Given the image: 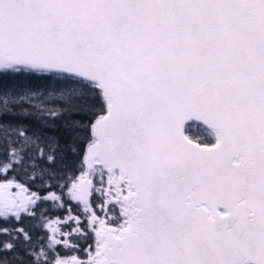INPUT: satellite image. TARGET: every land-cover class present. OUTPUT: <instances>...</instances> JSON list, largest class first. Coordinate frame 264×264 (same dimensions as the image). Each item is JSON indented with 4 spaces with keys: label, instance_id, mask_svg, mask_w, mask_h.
<instances>
[{
    "label": "snow or ice",
    "instance_id": "obj_1",
    "mask_svg": "<svg viewBox=\"0 0 264 264\" xmlns=\"http://www.w3.org/2000/svg\"><path fill=\"white\" fill-rule=\"evenodd\" d=\"M0 147V264H264V0H0Z\"/></svg>",
    "mask_w": 264,
    "mask_h": 264
},
{
    "label": "trees",
    "instance_id": "obj_2",
    "mask_svg": "<svg viewBox=\"0 0 264 264\" xmlns=\"http://www.w3.org/2000/svg\"><path fill=\"white\" fill-rule=\"evenodd\" d=\"M58 135L61 136V145H66L68 143V138H67V134L63 132V130H61L60 132L57 133ZM79 135L81 136L82 142L79 143L78 145V151H79V155H69L67 157V162L69 164V167H76L79 164V161L83 155V149L86 146L87 141L84 140L83 138L88 135V133L86 132H80ZM6 160V153L3 149V147H0V161H4ZM41 164L43 163L42 161L40 162ZM56 168H60V162L57 161V164L55 165ZM77 174H79L77 172ZM9 176V178H11L12 176L16 177V180L19 181L20 183H24L27 187H29L31 189L32 192H38L40 196H46L48 195L50 192H55L57 194H60V188L59 187H49L48 185H58L59 183H62V181L59 180H51L49 181L47 177L44 178V184L42 186V182L40 179H36L34 182L30 179L31 176V170H29V174L25 175V171L20 168L17 167L15 172H10L7 174ZM0 179H3V177H0ZM65 193L67 192V189L63 190ZM49 204L47 201H45L44 203H42L40 205V208L37 209V219L36 220H32L30 218H26L22 221V224L19 226H23L25 227L26 230L32 228L33 225H39L41 224V221L39 220V213L41 211L44 212L45 216H48L50 218H55L57 215L58 216H63L64 215V211L62 210H55V208L52 206V208L50 207V205H46ZM9 225L4 224L2 221H0V227H8ZM15 226V225H13ZM31 235L33 237V241L34 242H38L39 244H46L47 243V236H48V230L46 228L43 227H38V228H32L31 231ZM8 237L6 236H0V240H7ZM45 239H46V243H45Z\"/></svg>",
    "mask_w": 264,
    "mask_h": 264
},
{
    "label": "rangeland",
    "instance_id": "obj_3",
    "mask_svg": "<svg viewBox=\"0 0 264 264\" xmlns=\"http://www.w3.org/2000/svg\"><path fill=\"white\" fill-rule=\"evenodd\" d=\"M57 194V193H56ZM57 195H59V194H57ZM67 197H65V200L67 201ZM49 204H46V205H50V207L52 208V206L54 207V208H58V210H63V211H65L66 212V215H64V216H58V217H60V218H65L69 213L66 211V210H64V209H62V208H60V207H58V205L61 203V201H51V200H48L47 201ZM70 203H72V201L70 202ZM74 210H72V214H74V215H79L80 214V211H81V208L80 207H77V210H75V212H73ZM57 217V216H56ZM55 219V218H54ZM71 230V229H70ZM69 230V231H70ZM62 231L63 232H67L66 231V229L65 228H62ZM50 235H51V233L49 234V236H48V243H49V237H50ZM58 238H61V239H64L65 237H58ZM74 242H76L75 240H70L69 241V243H74ZM45 243H46V239H45ZM58 249H60V250H62V251H65V252H70V251H67L64 247H62V246H58L57 247ZM56 248V249H57ZM57 249V250H58ZM57 250H56V252H57ZM61 255V254H60Z\"/></svg>",
    "mask_w": 264,
    "mask_h": 264
},
{
    "label": "flooded vegetation",
    "instance_id": "obj_4",
    "mask_svg": "<svg viewBox=\"0 0 264 264\" xmlns=\"http://www.w3.org/2000/svg\"><path fill=\"white\" fill-rule=\"evenodd\" d=\"M69 229H70V228L66 227L67 232H69ZM65 238H66V237H65ZM74 243H76V242H74ZM70 244H71V243H70ZM61 253L64 254L63 256H68V257H70L71 255L75 254V253H73V252H71V251L67 253V252L62 251V250H61Z\"/></svg>",
    "mask_w": 264,
    "mask_h": 264
},
{
    "label": "water",
    "instance_id": "obj_5",
    "mask_svg": "<svg viewBox=\"0 0 264 264\" xmlns=\"http://www.w3.org/2000/svg\"><path fill=\"white\" fill-rule=\"evenodd\" d=\"M75 202V201H74ZM77 203V202H76Z\"/></svg>",
    "mask_w": 264,
    "mask_h": 264
}]
</instances>
